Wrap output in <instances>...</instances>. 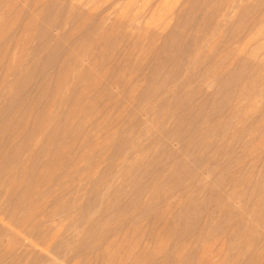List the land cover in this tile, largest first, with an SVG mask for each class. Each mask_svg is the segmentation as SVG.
<instances>
[{
    "label": "bare ground",
    "instance_id": "1",
    "mask_svg": "<svg viewBox=\"0 0 264 264\" xmlns=\"http://www.w3.org/2000/svg\"><path fill=\"white\" fill-rule=\"evenodd\" d=\"M184 1V7L173 14L174 23L161 30L148 32V46L149 44L150 46L154 45L149 49L143 45V37L135 34L132 30L124 29L122 22L114 21L103 26L106 17L100 13L95 15L96 12L86 11L84 5L88 2L85 0H71L61 6H57L52 0H42L40 16L49 19L45 23L29 19L24 26L25 29L33 30V38L37 40L34 47L36 59L32 61L26 71L22 70V63L18 65L11 63L10 41L13 38L12 27L18 23L17 18H4L0 24V50H4L2 55L0 54V68L3 73L1 85L6 90L5 92L0 90L5 95V100L0 99V199L4 200L0 203V216L3 215L1 208L5 205L21 208L25 213L22 214L20 220L27 222L28 226L22 232L23 235L15 233L7 247H0V262L3 259H8L7 264H51L45 259L46 257L32 253L36 244L26 237L31 230L38 234V238L34 240L45 241L48 239V241L51 240V243L54 240L52 245L56 248L67 247L68 243L74 244L72 251L75 256L82 255L85 261L92 260V262L101 264L105 257L111 259L119 249L128 246L129 243L124 239V232L128 233L130 228L124 223V220H117L119 217L117 215L131 219L129 227L136 234L142 231L143 219L148 218L149 220V226L143 231L148 239L140 254L135 255L129 264H193L195 259L201 260L196 256L201 236L196 240L192 239L195 234L197 235L196 226L187 220V218L194 220L197 218L196 214H141L139 211L143 212L145 206L136 212L131 211L133 206H141V204L137 205L135 197L132 196L133 198L127 199L125 205L120 206L122 198L126 199L127 197V193L120 186L112 192L106 188L85 190L91 192L95 198L111 196L110 201H106L101 206L103 214H96L98 217L95 219L88 214H79L77 219L55 225L50 222L54 217L53 214H44L42 206H37L32 211L29 209L30 203H28L32 195L30 190L32 181H36L39 186H42L49 177L67 168L73 160L63 153L67 154L76 144L65 142L61 145L58 139L69 134V131H80L87 127L88 123L83 122L82 119L86 120L90 114H93L94 108L81 111L85 108L83 100L86 96L101 101L122 98L109 87L110 82L118 83L136 100L151 102L158 99L161 106L168 105L169 112L164 117L173 120V124L170 127L166 126L165 129L168 139L177 140L187 149L202 150L203 154L211 145L210 142L205 145L203 137L198 140H187L186 138L194 131H200L204 136L210 133L215 134L214 127H209L208 124L202 122L204 116L219 117L225 108L231 107L232 113L224 119L227 122L240 119L242 115L239 110L242 107L241 103H238L240 99L236 97L239 92L238 85L241 82L260 83L264 77V56L259 55V51H250L244 54L246 44L244 39L264 22V12L253 14V10L264 7V0H242L237 4L235 2L238 0ZM13 9L14 7L11 10ZM230 9H236L233 15L229 11ZM62 11H65L70 19L77 23L70 32L72 37L85 41L98 40L97 43L103 45L104 49L96 55L98 60L94 66L84 65L76 53L69 54L67 64L61 66L57 71H53V78H47L45 75L54 69L55 63L63 51V46L50 36L48 27L57 23L56 17ZM2 13H4V8L0 7V14ZM15 13L22 15L23 9H18ZM134 19H136V15ZM218 24L224 27L221 32L223 35H220L214 42L208 43L210 37L216 35ZM118 27L123 28L118 29ZM158 40H160L159 43ZM130 44L132 50L127 55H112L111 51L120 50L122 46ZM137 51H141L147 60L149 59L145 73H142L140 65L133 62ZM96 56L94 53L91 55L93 58ZM183 66L186 67L182 72ZM189 66H194V69L189 71ZM95 67L108 69L103 79L98 80L93 77ZM127 71L130 74H141L134 80L128 79L126 78ZM9 75L15 76V83L11 86L7 82ZM36 77L40 79L38 83L41 90L36 91L34 95L24 94L28 85ZM179 77V83L173 94L176 95L175 99L173 100L172 96L159 97L161 92L166 89V85L176 83ZM208 80L214 87L211 91L206 88L202 89L204 82L206 83ZM193 82L197 84L191 87ZM65 85H67L66 92H64ZM182 90H185L183 95L180 93ZM198 97L202 99L199 104L195 105L194 101ZM26 102H29L31 108L38 103L47 106L70 105L72 109L69 114L74 119V123L70 127L61 123L59 116L55 115L52 118L55 120L53 125L47 128L46 123L48 118L50 120V116L47 110H41L42 112L39 110L35 121L30 125V118L21 109V106ZM260 110V106H254L251 112L243 115L245 124L242 129L234 131V136L226 143L227 151L225 152L220 146L217 155L214 156L213 163L216 166L226 158L231 164L244 161L245 154L237 157L236 161L233 160L234 154L230 148L241 142L249 149L252 148L253 138L245 139V136L246 132L252 129V126L254 127L250 123L253 113H259ZM100 111L103 115L107 113L104 106L100 108ZM254 128L264 130V122ZM97 129L95 125L94 130L85 135L80 145H88L91 140H94L93 137L97 134ZM40 133L42 137L36 138ZM123 133L106 139L102 146H107L109 143L113 150L122 147L125 141ZM61 146H63L62 150H60ZM163 149L166 153H170L167 154V160H172L183 168L185 163L177 159L178 157L174 155L175 152L171 154V148L166 143ZM28 150H33V153L27 154ZM138 164L139 161L129 163L127 171H133ZM179 175V173L173 172L165 177L168 182L177 179ZM127 179L133 181L131 176ZM230 179L235 184L241 181H243L242 183L247 182L244 177H239V179L230 177ZM73 184L75 185V183ZM46 191L42 189L38 195L42 196ZM138 191L137 194H139ZM222 207L228 212L226 214L228 220L233 219L236 224H239V227L243 226V220L235 218L236 214H234L233 208L225 204ZM113 208L127 214H111ZM151 208L148 207V209ZM2 221L3 218L0 217V236L10 230L9 227L1 226ZM46 223L48 224L44 228ZM161 224L162 226L159 227ZM76 227H81L82 236L75 238L71 234L70 237L69 230ZM220 228L226 229L227 226L220 225ZM117 233L121 234L119 239L114 236ZM258 240L259 237L251 235L248 239L241 241L242 251L240 253L231 247L235 254L233 259L231 258L232 263L230 264H241L240 256L242 255L252 259ZM148 242H152L154 246H147ZM138 243L139 241H135V244L140 245ZM183 245H186L188 252L179 255L178 250Z\"/></svg>",
    "mask_w": 264,
    "mask_h": 264
},
{
    "label": "rangeland",
    "instance_id": "2",
    "mask_svg": "<svg viewBox=\"0 0 264 264\" xmlns=\"http://www.w3.org/2000/svg\"><path fill=\"white\" fill-rule=\"evenodd\" d=\"M39 1L8 0L6 2L5 0H0V7L4 8V13L0 14V24L4 18L9 17L17 18L18 21L12 27L13 38L10 41L11 63L12 65L22 63L23 71H26L32 61L36 59L34 47L37 44V40L33 38V30L25 29L24 26L29 19H34L38 23H45L49 19L40 16L39 10L42 6L40 5L42 0ZM52 1L57 6L71 2V0ZM85 1L88 2V4L84 5L86 11L90 10L96 12L95 15L100 13L106 17L102 24L103 26L114 21L117 23L122 22L124 29L132 30L135 34L142 36L143 45H146L149 49L154 45L150 46L149 44L150 47L148 46V32L161 30L174 23V12L183 8L185 2L184 0ZM239 1L241 2L242 0H238L235 4L239 3ZM13 7L14 9L11 10ZM21 8L23 9L22 15H16L15 12ZM235 10L230 9L229 11L233 15ZM263 12V6L258 8V10H253V14H262ZM135 15L136 19H134ZM56 18L57 23L49 25L48 31L50 36L63 46V51L59 55L54 69L48 71L45 76L53 78L54 72L61 66L66 65L69 54L73 53L80 57L84 65L94 66V64H97L98 57L96 55L103 51V45L97 43L98 40L85 41L72 37L70 32L77 23L72 21L65 11L60 12ZM123 27H118V29ZM223 28L221 24H218L216 35L210 37L208 43H212L220 35L222 36ZM244 41L246 43L244 54L250 51H259V55L264 56V22L258 25L255 31ZM159 42L160 40H158ZM131 50L130 44L129 46H122L120 50H113L111 53L112 55H127ZM3 52L4 50L1 49L0 54L2 55ZM92 53L95 54V58L91 57ZM148 60L141 51H137L133 62L140 65L142 73H145ZM185 67H182V72ZM95 68L93 77L98 80L103 79L108 69ZM193 69L194 66H189L188 68L189 71ZM140 74H130L127 71L126 78L134 80ZM2 75L0 68V90L2 89V92H5L6 90L1 85ZM39 80L36 77L28 85L24 94L34 95L36 91L39 92L41 90L38 83ZM179 80L180 77L176 83H168L166 89L161 92L159 97L172 96L174 100L176 95L173 94ZM14 81V75L7 77V82L10 86L15 83ZM196 84V82H193L190 86L194 87ZM109 85L122 98L120 100L107 99L101 101L95 98H87L86 96L83 100L85 108L81 111L94 108L93 114H90L91 116L89 115L86 120L82 119L83 122L86 121L88 123L87 127L80 131H69V134L58 139L61 145L65 142L76 144L67 154L63 153L73 158V160L67 168L49 177L42 186H39L36 181H32L30 185L32 195L28 202L30 203L29 209L33 211L37 206H42L44 214L54 215L50 222L55 225L67 223L71 219H77L79 214H88L95 219V217H98L96 214H103L101 206L106 201L109 202L111 196L106 195L104 198H95L91 192L89 193L85 190H94L95 188L103 190L106 188L112 192L120 186L127 193L126 199L122 198L120 206L125 205L127 199L133 198L132 196L135 197L137 205L141 204V206H133L131 211L136 212L145 206L146 208L143 212L139 211L141 214H196L197 218L194 220L187 218L188 222L195 225L197 230V235L195 234L192 239L196 240L201 236L196 255L201 260L195 259L193 264H230L232 263L231 258L234 256V252L240 253L242 251L241 241L248 239L251 235L259 237L255 254L252 259L247 258L246 255L240 256V263L264 264V130L254 128L264 122V77L260 83L241 82L238 85L239 92L236 97L240 99L238 103L240 102L242 107L239 110L242 115L240 119L227 122L224 117H229L232 113V108L228 107L220 113L221 116L219 117L214 115L202 118V122L208 124L209 127L215 128V134L210 133L204 136L200 131H194L188 135L187 140H198L203 137L205 145L210 142L211 145H209L204 154L201 152L202 150L187 149L177 140L168 139L165 129L166 126L170 127L173 124L172 119L168 120L167 117H164L169 112L168 105L161 106L158 99L151 102L136 100L130 96L131 93L125 91L118 83L110 82ZM205 88L208 91L214 88L210 80L206 83L204 82L202 89L205 90ZM66 91L67 85L64 86V92ZM2 92L0 91V94ZM184 92L185 90H182L180 92L181 95ZM0 99L5 100V95H0ZM201 99V97H198L194 104H199ZM103 106L107 109L105 115L101 114L100 111ZM254 106H260L261 110L259 113H253L252 122L250 123L254 127L252 126V129H249L245 136V139L253 138L252 148L249 149L242 142L230 148L234 154L232 156L233 160L236 161L237 157L245 154L244 161L231 164L226 158L219 163L220 165L216 166L213 163V158L217 155L218 149L222 146L223 150L227 151L226 143L234 136V131L243 128L245 124L243 115L251 112ZM21 107L24 110L23 113H26L30 118V125L35 121L39 110H47L50 116V120L48 118L46 123L47 128L53 125L55 120L52 118L55 115L59 116L61 123L69 126L74 123V119L69 114L70 109H72L70 105L56 104L47 106L43 105V103H38L31 108L29 102H26ZM95 125L98 129L96 130L97 134L93 137L94 140H91L88 145H80L85 135L94 130ZM121 132L125 134V141L122 147L113 150L109 143L107 146H102L106 139L119 135ZM41 137V133L36 136L38 139ZM165 143L171 148V154L175 152L174 155L178 157L177 159L185 163L183 168L176 165L174 161L167 160V154L170 153H166L163 149ZM62 147H60V150H62ZM26 153L31 155L33 150H28ZM135 161H139L137 167L133 171H127V165ZM173 172L180 175L178 178L176 177L177 179L167 182L165 176ZM130 176L133 181L127 179ZM230 177H236L237 179L244 177L247 182L242 183L243 181H241L235 184ZM158 180L161 181L159 182ZM147 185L150 187L148 188ZM42 189L47 190L46 193L42 196L38 195V192L42 191ZM68 190L70 191L68 192ZM137 191L139 194H137ZM151 193L153 194L151 195ZM0 200V203L4 201L3 198ZM224 204L234 209L235 218L243 220V226L239 227V224H236L233 219L228 220L226 215L228 212L222 207ZM148 207L152 208L148 209ZM113 209L111 214H127L121 210ZM24 213L23 209L12 205H5L1 208V214H3L0 216L3 218L1 226L9 227L10 230L0 236V247H7L15 233L23 235L22 232L28 226L27 222L20 220ZM12 214H15V216H12ZM117 216H119L117 220H124V223L130 228L128 233L124 232V239L129 243L128 246L126 245L119 249L111 259L105 257L104 262L101 264H129L135 255L140 254L144 243L148 239L143 232L149 226L148 218L143 219L141 223L142 231L136 234L129 227L131 219H126L125 216ZM35 221L37 220L35 219ZM47 224H44L43 227L45 228ZM220 225H226L227 228L222 229ZM161 226L162 224L159 227ZM81 231V227L71 228L69 230L70 237L71 234L75 238L81 237ZM114 236L119 239L121 234L117 233ZM26 237L36 244L32 253L46 257L45 259L51 264L52 262L53 264H98L92 262V260H83L82 255L75 256L72 251L74 244L68 243L67 247L56 248L52 245L54 240L52 243L48 239H45V241L34 240L38 238V234L36 231L31 230ZM135 241H139L140 245L135 244ZM147 244L150 247L154 246L152 242ZM187 252L188 248L186 245L181 246L178 250L179 255ZM7 263L8 259H3L0 262V264Z\"/></svg>",
    "mask_w": 264,
    "mask_h": 264
}]
</instances>
